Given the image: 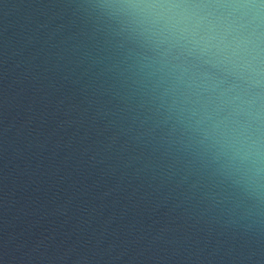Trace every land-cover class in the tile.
Instances as JSON below:
<instances>
[{"label":"clouds","instance_id":"1","mask_svg":"<svg viewBox=\"0 0 264 264\" xmlns=\"http://www.w3.org/2000/svg\"><path fill=\"white\" fill-rule=\"evenodd\" d=\"M71 7L84 29L56 55L83 69L107 149L197 224L264 233V0Z\"/></svg>","mask_w":264,"mask_h":264},{"label":"water","instance_id":"2","mask_svg":"<svg viewBox=\"0 0 264 264\" xmlns=\"http://www.w3.org/2000/svg\"><path fill=\"white\" fill-rule=\"evenodd\" d=\"M72 4L0 0V264H264V233L197 224L107 149L56 55L84 29Z\"/></svg>","mask_w":264,"mask_h":264}]
</instances>
